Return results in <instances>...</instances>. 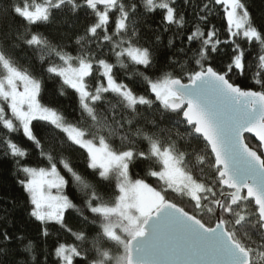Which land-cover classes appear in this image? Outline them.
<instances>
[{"label":"snow or ice","instance_id":"snow-or-ice-1","mask_svg":"<svg viewBox=\"0 0 264 264\" xmlns=\"http://www.w3.org/2000/svg\"><path fill=\"white\" fill-rule=\"evenodd\" d=\"M0 146L42 242L0 192V264H264V24L247 0H5Z\"/></svg>","mask_w":264,"mask_h":264},{"label":"trees","instance_id":"trees-1","mask_svg":"<svg viewBox=\"0 0 264 264\" xmlns=\"http://www.w3.org/2000/svg\"><path fill=\"white\" fill-rule=\"evenodd\" d=\"M5 0H0V6L3 5ZM250 11L253 14V17L255 18L257 24H264V0H247ZM159 13L156 14L153 23L157 24L159 23ZM19 22V21H18ZM218 27L222 26V21L219 17L215 20ZM44 32L45 35H48L52 38L53 44H59V41L56 39V37L60 35H64L65 33L70 34L67 30V26H62L59 30L56 26H47L42 27L40 29ZM82 34V33H81ZM171 36V33H166L164 35V43H167V40ZM222 38H226V36H222ZM65 43H70L65 39ZM243 43V42H242ZM247 45H245L246 47ZM69 51H72V48H68ZM255 52V48L253 50ZM75 54V52H73ZM31 55V54H30ZM251 59V56L249 57ZM31 62V61H30ZM23 63V61H22ZM25 67L28 65L25 63ZM49 84V90L48 93L45 96L46 100H51L52 93L57 85H55L52 81L48 82ZM57 106L60 108L62 112L67 114L68 118L70 120L75 119L79 116V112L77 110L78 106L76 103V99L72 94V91L69 90L68 94L66 96H59L58 94L55 97ZM182 131V129H181ZM119 143V141H117ZM184 142L181 141L180 144L182 145ZM146 146V143L145 145ZM2 147V146H0ZM38 150H34L32 155L30 156V162L33 164H36L38 161L37 153ZM63 155L67 158H70L74 164L77 165V167L83 171L85 168L84 163V154L82 150H78L75 148L67 147L66 150L63 152ZM43 166V165H41ZM134 172V178L135 175L138 174L139 176L144 175V165H140L139 167L135 168L133 170ZM155 184V181H150ZM0 192L4 193V198L8 197H15L16 199V208L15 211L12 213L10 218V223L14 221L16 228H18L20 231L27 234L30 238H35L37 242V252L36 254H39V246L42 243L39 238V230H40V224L39 222L34 221L33 218L29 217L26 211V200H27V194L22 191L20 186L15 182L14 179V168L13 164L10 159H4L2 155H0ZM169 199H175L177 203L181 204L186 208V210L192 212L193 208L191 203L189 202L188 198H184L183 200L177 199L174 196L170 195L168 197ZM4 207L3 204H0V208ZM30 207V206H28ZM205 222H210L209 218L207 216L202 217ZM215 217L212 218L211 222H214ZM67 223L68 226L74 230H79L82 227H85L80 219L74 214L67 215ZM89 235L95 234V228L94 227H88L87 228ZM59 240V242H67L72 243L74 238L70 233H67L63 230H60L58 228L52 229V234L47 240V244L44 245L45 250L52 249L56 242ZM51 259H55V257H52Z\"/></svg>","mask_w":264,"mask_h":264}]
</instances>
